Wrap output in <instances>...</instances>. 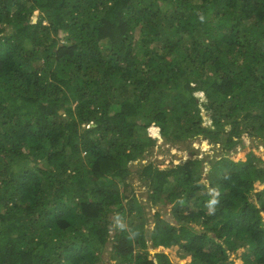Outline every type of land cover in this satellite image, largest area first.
I'll return each instance as SVG.
<instances>
[{
	"label": "trees",
	"instance_id": "trees-1",
	"mask_svg": "<svg viewBox=\"0 0 264 264\" xmlns=\"http://www.w3.org/2000/svg\"><path fill=\"white\" fill-rule=\"evenodd\" d=\"M159 137L218 143L207 184L198 158L128 166ZM242 137L264 140V0H0V264H264ZM132 175L179 225L148 228Z\"/></svg>",
	"mask_w": 264,
	"mask_h": 264
},
{
	"label": "rangeland",
	"instance_id": "rangeland-1",
	"mask_svg": "<svg viewBox=\"0 0 264 264\" xmlns=\"http://www.w3.org/2000/svg\"><path fill=\"white\" fill-rule=\"evenodd\" d=\"M37 14V12H34L33 17L37 16ZM83 127H88V125H83ZM189 142L191 143L190 147H184L183 144L179 145L165 142L163 137H159L155 142L153 148L151 150L148 149V152L143 153L144 157L141 161L137 160L129 162L128 166H131L133 164L131 168L135 167V169H139L140 167L147 165V163H152L154 166L164 169L173 167L174 165H177L179 163L183 164L191 159L198 158L201 160V169H203L201 181L207 184V180L205 178L207 170L204 168L207 167L208 162L211 158H219L222 155L221 146L218 143L214 144L212 142H209V140H201L200 138L189 139ZM250 150L254 155H256L257 158L260 159V161H257V166L259 168H264V140L257 138L255 139L253 137H242V141L239 144H236L228 154L231 159L238 160L239 158H242L245 154H247ZM128 181H130L127 186L129 189L128 194L130 190L136 194V199L138 200L141 207L138 213L141 214L142 219L146 221L148 228L149 224H152L155 218L154 212L157 210L161 213L162 218L165 222L172 223L176 226L179 225L176 223L175 218L171 214V204H162V200L160 199L165 198L164 195H161L159 198H157L158 200L154 201V203H151L148 197L150 189H148V187H146L136 175H132L131 177H129ZM255 186L258 189L262 186V183L256 182ZM253 198H255L254 195ZM131 215L132 216L125 217V219L120 216L115 217L114 223L118 226L117 228L120 229L121 225H126L131 219H139L134 211ZM202 227L203 226L200 224H194L193 229L195 231H203ZM111 228V234H113L115 230L113 227ZM208 234L213 236L212 232H208ZM221 240L222 238L216 237V241L220 242ZM139 251H148L149 257L154 259V254L157 250L153 249L150 243H147L146 247L140 248ZM164 251H166L174 264H183L184 262H186V259L180 257V252L175 251V248H167ZM241 252L242 250L239 249L236 252L230 253L228 256V261H233V264H243V261L241 259ZM103 261L104 264H116L115 259L110 255L109 246L103 252Z\"/></svg>",
	"mask_w": 264,
	"mask_h": 264
},
{
	"label": "clouds",
	"instance_id": "clouds-1",
	"mask_svg": "<svg viewBox=\"0 0 264 264\" xmlns=\"http://www.w3.org/2000/svg\"><path fill=\"white\" fill-rule=\"evenodd\" d=\"M201 140H202V139H201ZM215 203H216V201H215V200H212V201H211V204H215Z\"/></svg>",
	"mask_w": 264,
	"mask_h": 264
},
{
	"label": "water",
	"instance_id": "water-1",
	"mask_svg": "<svg viewBox=\"0 0 264 264\" xmlns=\"http://www.w3.org/2000/svg\"><path fill=\"white\" fill-rule=\"evenodd\" d=\"M63 112L62 110L59 111V113Z\"/></svg>",
	"mask_w": 264,
	"mask_h": 264
}]
</instances>
